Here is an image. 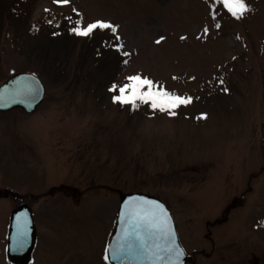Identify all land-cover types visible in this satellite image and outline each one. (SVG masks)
<instances>
[{
	"label": "rangeland",
	"instance_id": "1",
	"mask_svg": "<svg viewBox=\"0 0 264 264\" xmlns=\"http://www.w3.org/2000/svg\"><path fill=\"white\" fill-rule=\"evenodd\" d=\"M6 2L0 84L33 71L46 96L32 113L0 112V264H17L7 241L22 202L36 226L29 264H109L107 240L132 191L165 201L191 264H264V0H246L252 11L239 20L222 4L214 19V0L36 1L32 21L51 13L118 26L94 32L112 43L101 58L82 57L83 36L36 50ZM137 74L192 103L175 116L113 103L112 83Z\"/></svg>",
	"mask_w": 264,
	"mask_h": 264
},
{
	"label": "snow or ice",
	"instance_id": "2",
	"mask_svg": "<svg viewBox=\"0 0 264 264\" xmlns=\"http://www.w3.org/2000/svg\"><path fill=\"white\" fill-rule=\"evenodd\" d=\"M54 2L67 4L69 0H54ZM216 4H222L223 8L237 20L252 11L246 0H214L211 5L214 19ZM215 26L219 28L220 24L216 23ZM117 27L103 20H96L82 26V22L77 20L75 27L70 28V32L77 36L89 37L97 29H109L115 33ZM204 31L207 33L208 28L205 27ZM162 39L164 38L161 37L160 40ZM160 40H157V43ZM115 47L119 49L122 45ZM124 55H128V53H124ZM126 79L127 83L122 85L113 83L109 89L113 93H118L113 95V103L131 105L133 109H136L139 107L137 104L139 101L141 104H148L153 110L167 112L172 116L176 115L175 110L180 106L192 103L191 96L170 92L148 77L137 74ZM220 82L223 83V79ZM27 92L34 100L40 92L39 82L35 81L34 86L28 88ZM202 118H206V114H202ZM120 215L123 227L119 243L115 247L109 246L105 249V261H117L118 264H123L124 261H129L130 264L132 262L135 264H145V262L146 264H179L180 257L184 253L176 244V233L172 228L171 217L163 204L145 199L128 201ZM26 224L27 220L18 226L15 237V243L21 250L29 243Z\"/></svg>",
	"mask_w": 264,
	"mask_h": 264
},
{
	"label": "water",
	"instance_id": "3",
	"mask_svg": "<svg viewBox=\"0 0 264 264\" xmlns=\"http://www.w3.org/2000/svg\"><path fill=\"white\" fill-rule=\"evenodd\" d=\"M39 82L40 92L39 95L33 100L31 95L28 94L27 89L34 86V82ZM46 96V85L42 78L33 71H19L11 75L6 81L0 84V112H8L16 108L23 109L28 113L34 112L37 107L43 102ZM145 199L149 201H156L164 205L171 217L172 228L176 233V244L183 250V256L180 257L179 264H187V252L180 240L177 230L176 221L173 213L168 205L160 197L150 193L139 191H132L121 196L120 205L115 219L113 228L109 234L106 248L115 247L119 243V238L122 231V218L121 212L124 205L128 201ZM27 220L26 228L28 230L29 243L26 244L24 249H19L15 243L17 228L19 225L24 224ZM37 242L36 226L33 218L32 207L25 202L20 203L14 208L11 214V221L9 226L8 241H7V255L15 263L28 264L31 260ZM110 254V253H109ZM110 264H118L117 261L109 260ZM123 264H130L129 261H124ZM135 264V262H132ZM146 264V262H145Z\"/></svg>",
	"mask_w": 264,
	"mask_h": 264
},
{
	"label": "trees",
	"instance_id": "4",
	"mask_svg": "<svg viewBox=\"0 0 264 264\" xmlns=\"http://www.w3.org/2000/svg\"><path fill=\"white\" fill-rule=\"evenodd\" d=\"M36 1L37 0H7L6 2L10 7L12 21L17 25L16 31L20 39H30V42L36 39V50H44V54H46V51L49 50L51 45L61 44L64 40H66L64 42L69 43L78 38L77 35L70 32V28L75 27V23L70 17H62L56 20L51 13H46L42 19L32 21V14L35 10ZM85 38L86 41L84 50L81 54L82 57L84 55L86 56L89 52L92 53V55L94 54L96 58L104 57L110 53V47L112 46L111 40L105 37L102 38L100 32L93 33V35L84 37V39ZM40 39H43V41H40ZM118 59L119 62L117 66L113 65L106 67L105 72H103L104 76L106 74L110 75L115 69L116 72L118 70L119 73V70L126 65L125 57ZM115 75L114 73V76Z\"/></svg>",
	"mask_w": 264,
	"mask_h": 264
},
{
	"label": "flooded vegetation",
	"instance_id": "5",
	"mask_svg": "<svg viewBox=\"0 0 264 264\" xmlns=\"http://www.w3.org/2000/svg\"><path fill=\"white\" fill-rule=\"evenodd\" d=\"M65 188V187H64ZM71 187L68 186V189H70ZM63 190V189H62ZM73 192H79V189H76L75 187L72 188ZM118 212V211H117ZM109 263V261H108ZM29 264V263H28ZM110 264V263H109ZM187 264H191V256L188 258Z\"/></svg>",
	"mask_w": 264,
	"mask_h": 264
}]
</instances>
